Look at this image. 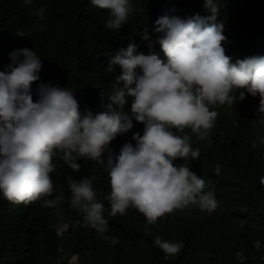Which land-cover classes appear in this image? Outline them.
I'll list each match as a JSON object with an SVG mask.
<instances>
[{
  "label": "clouds",
  "instance_id": "9594fccd",
  "mask_svg": "<svg viewBox=\"0 0 264 264\" xmlns=\"http://www.w3.org/2000/svg\"><path fill=\"white\" fill-rule=\"evenodd\" d=\"M23 4L29 6L31 15L44 19L45 9L36 8L34 0H23ZM90 4L108 10L105 30L113 33L134 12L131 0H90ZM204 9L211 15L181 18L166 13L155 21V44L164 59L138 53L135 42L119 49L107 71L118 68L120 74L111 92L101 95L103 110L95 113L90 109L81 112L75 91L67 86L48 82L33 88L42 69V59L33 49L9 53L10 62L0 71V198L14 205L41 201L60 221L56 234L61 236L69 228L61 196L48 198L54 192L53 158L58 157L73 174L80 173L77 161L81 159L107 174L110 192L106 195L94 188V175L80 179L69 175L66 184L70 207L82 213L78 223L111 245L118 243V237L105 236L109 228L105 200L112 217L123 216L129 209L142 214L144 232L149 235V226L177 210L195 205L212 213L218 206L214 193L205 191V180L190 170L191 161L200 158L199 148L192 147L191 134L208 139L219 115L215 109L234 111V105L250 95L259 97L255 119L248 123L258 133L251 146L264 149V56L233 62L222 46L227 38L225 24L216 22V0H204ZM16 35L27 37L23 31ZM142 39L152 46L147 29ZM134 121L143 124V134L133 133L131 141L114 155L110 142L131 130ZM176 160L183 163L174 165ZM214 171L220 175L219 164ZM259 183L264 186V176ZM152 243L165 259L175 257L184 246L160 236ZM255 247L260 249L259 241ZM65 260L78 264V254L62 256L55 264H65Z\"/></svg>",
  "mask_w": 264,
  "mask_h": 264
},
{
  "label": "trees",
  "instance_id": "16d2710c",
  "mask_svg": "<svg viewBox=\"0 0 264 264\" xmlns=\"http://www.w3.org/2000/svg\"><path fill=\"white\" fill-rule=\"evenodd\" d=\"M131 3L134 12L128 23L113 33L105 30L108 10L92 6L90 0H34L36 8L45 9L43 20L31 15L23 0H0V71L10 62L13 50L33 49L42 59L40 80L33 88L48 82L67 86L75 91L81 112L103 110L101 95L111 92L120 74L118 68L109 73L107 65L119 49L135 42L138 53L164 59L153 33L160 16L211 15L204 9V0ZM216 4V22L225 24V54L233 62L264 56V0H216ZM145 29L152 46L142 39ZM17 31L27 37L16 35ZM258 103L259 97L246 95L234 105V111L217 108L219 115L209 138L199 140L191 134L192 147L199 148L200 158L191 161L190 170L205 180V191L214 193L218 206L212 213L195 205L177 210L149 226V235L144 232L142 214L129 209L123 216L112 217L105 200L104 216L109 221L105 236L118 237V243L111 245L95 230L78 223L82 213L70 207L71 193L66 184L69 175L76 179L94 175V188L106 195L110 192L107 174L84 159L77 161L80 173L73 174L54 157L55 171L50 173L54 192L48 198L61 196L62 214L69 228L58 236L60 221L41 201L14 205L0 198V264H55L58 258L72 254H78V264H264V186L259 183L264 176V149L252 148L251 141L258 133L248 124L255 119ZM136 132L143 134V124L134 121L131 130L110 142L113 154L118 155ZM182 163L174 161V165ZM216 164L220 165L219 176L214 171ZM155 236L184 246L175 257L165 259L163 251L152 243ZM256 241L260 242L259 250Z\"/></svg>",
  "mask_w": 264,
  "mask_h": 264
}]
</instances>
